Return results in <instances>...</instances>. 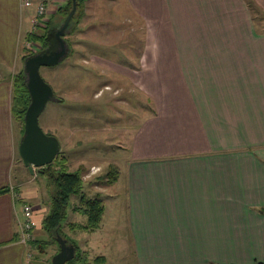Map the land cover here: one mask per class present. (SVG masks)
Wrapping results in <instances>:
<instances>
[{
    "label": "crops",
    "instance_id": "0c3cea01",
    "mask_svg": "<svg viewBox=\"0 0 264 264\" xmlns=\"http://www.w3.org/2000/svg\"><path fill=\"white\" fill-rule=\"evenodd\" d=\"M44 1L53 23L69 0ZM104 11L122 23L98 27ZM36 12L0 0V264H37L38 245L22 236L32 202L16 170L22 126L13 111ZM76 26L110 40L140 33L129 67L91 53V69L121 72L153 101L123 175L140 264L264 262V0H87ZM33 205L36 219L42 206Z\"/></svg>",
    "mask_w": 264,
    "mask_h": 264
},
{
    "label": "rangeland",
    "instance_id": "374dc122",
    "mask_svg": "<svg viewBox=\"0 0 264 264\" xmlns=\"http://www.w3.org/2000/svg\"><path fill=\"white\" fill-rule=\"evenodd\" d=\"M79 11L81 9L76 11L73 18H77ZM103 14L102 21L99 20V16L93 21L98 27L102 25V29L116 25L113 19H119L120 23L124 19L123 15H117L110 18L108 23L106 20L108 13L104 11ZM66 18L58 21L59 27L55 32L61 28ZM48 23L37 27L38 34L42 33ZM76 25L75 21H71L66 29L65 37L70 43L71 54L58 65L41 67L42 76L52 85L60 101H50L47 104L40 116V125L47 134L54 135L60 140L61 151L67 157L70 171L84 167V191L91 198L100 196L104 213L100 228L94 233L83 231L80 225L84 219L86 220V216L76 211L77 207L81 206V199L78 195H72L63 231L67 239L77 242L79 253L84 259L87 258L90 264H94L93 261L99 254L106 256V264H140L130 232V209L123 175L132 155L130 144L134 133L143 120L153 112V101H149V104L147 102L149 99L139 87L126 80L121 72L91 69L92 52L125 66L128 63L127 59L136 57L132 50L131 44L134 42L131 35L140 37V33L128 30V37L123 33L121 38L110 40L77 32ZM115 28L122 32L125 29L124 26L118 25ZM126 43L128 45H125ZM36 49V52L42 51L38 44ZM82 58H88L89 64L83 63ZM23 62L22 59V68ZM78 65L90 70H79ZM129 65L130 63L128 67ZM93 74L101 78L93 79ZM107 82L111 85H104ZM21 135L18 131L17 140L21 139ZM17 162L16 170L20 172V188L23 194L32 204L42 206L36 213L37 226L34 235L46 240L48 236L43 224L51 208L53 187H49L46 177L40 175L39 171L42 168H35L31 172L24 165L18 151ZM114 171H118L117 181L108 186L104 180L108 175H113L111 172ZM98 178L104 182H97ZM97 186L103 189L99 190ZM70 223L75 224L72 229ZM34 249L38 256L37 264H51L54 255L60 250V243L52 242L44 248L38 249L36 246Z\"/></svg>",
    "mask_w": 264,
    "mask_h": 264
},
{
    "label": "trees",
    "instance_id": "16d2710c",
    "mask_svg": "<svg viewBox=\"0 0 264 264\" xmlns=\"http://www.w3.org/2000/svg\"><path fill=\"white\" fill-rule=\"evenodd\" d=\"M86 1L87 0H77V10H82ZM72 8L73 0H69L64 9L60 8L63 17H61L58 21L60 22L65 17H67ZM58 21L56 23H49V25L40 34H38V32H31L27 37V40L37 43L41 47V50L54 46L56 44L55 31L56 28L59 27ZM73 21L77 23V18L74 17L72 22ZM33 52L32 50L26 49L22 57L23 61H25L28 56L32 55ZM25 79L26 76L24 69L14 76L13 111L17 119L21 122L22 136L24 134V116L31 102L30 93ZM39 172L41 176L46 177L49 183L48 186L53 187V191H51V208L49 213L46 215L43 224V229L45 230L48 239L44 240L36 238V240L33 242L38 245L39 248H44L49 243H58V237L62 236L68 241L69 244H73L76 247L75 258L67 264H90L87 258L84 259L79 253V245L77 242L73 239H67L63 231L64 222L67 219V208L72 195H78L81 199V206L77 207L76 210L81 211L87 216V222L83 225H80V229L86 231H95L99 228L103 218L104 209L101 204L100 196L91 198L88 197L87 193L84 191V167L82 166L76 171H70L67 165V157H65L62 154V151H60L54 162L47 165L45 168H42V170ZM111 173L113 175H108L107 179L104 180L107 185L112 184L118 178V171ZM98 180L99 181L97 182H104L100 178H98ZM35 223L37 226L36 219ZM74 225L75 224H72L71 229L74 227ZM103 258V256H98L94 259L93 263L102 264L98 261ZM255 264H264V262H257Z\"/></svg>",
    "mask_w": 264,
    "mask_h": 264
},
{
    "label": "water",
    "instance_id": "95a60500",
    "mask_svg": "<svg viewBox=\"0 0 264 264\" xmlns=\"http://www.w3.org/2000/svg\"><path fill=\"white\" fill-rule=\"evenodd\" d=\"M77 0L61 28L55 32L56 44L45 50L33 53L24 61V73L31 102L24 116V134L19 145V154L23 163L31 172L35 168H45L54 162L61 151L58 137L47 134L40 125V116L50 101H60L53 87L41 73L43 66H55L71 54V46L65 38L66 29L77 11ZM60 250L51 264H67L76 256V247L62 236L58 237Z\"/></svg>",
    "mask_w": 264,
    "mask_h": 264
},
{
    "label": "built area",
    "instance_id": "2783aa9c",
    "mask_svg": "<svg viewBox=\"0 0 264 264\" xmlns=\"http://www.w3.org/2000/svg\"><path fill=\"white\" fill-rule=\"evenodd\" d=\"M22 5L24 7H33L36 5L37 12L33 18V31L37 32L38 26H43L45 23L48 22V18L46 16L48 12V2L44 0H22ZM27 49L37 51L36 43H32V41H28L25 44ZM36 45V46H35ZM34 205L25 202L23 205V213H24V221L22 222V236L23 242L29 243L31 241H35L34 229L36 226L35 217H34Z\"/></svg>",
    "mask_w": 264,
    "mask_h": 264
},
{
    "label": "flooded vegetation",
    "instance_id": "af4514ba",
    "mask_svg": "<svg viewBox=\"0 0 264 264\" xmlns=\"http://www.w3.org/2000/svg\"><path fill=\"white\" fill-rule=\"evenodd\" d=\"M68 27H69V26H68ZM68 27H67V28H68Z\"/></svg>",
    "mask_w": 264,
    "mask_h": 264
}]
</instances>
